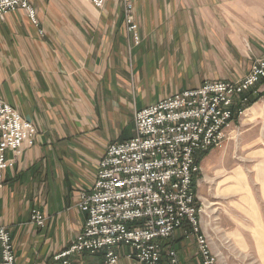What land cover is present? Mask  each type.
Listing matches in <instances>:
<instances>
[{
	"label": "crops",
	"instance_id": "obj_1",
	"mask_svg": "<svg viewBox=\"0 0 264 264\" xmlns=\"http://www.w3.org/2000/svg\"><path fill=\"white\" fill-rule=\"evenodd\" d=\"M133 2L138 46L125 25L120 0H107L100 9L87 0H28L38 27L19 8L0 20V100L37 130L31 145L8 154L14 162L5 170L0 190V227L10 234L15 264H52V257L80 233L86 215L77 207L79 194L93 186L107 146L134 136L135 111L205 81L206 75L197 86L187 84L158 67L171 41L218 33L228 58L215 80L243 77L256 59H264V0ZM250 99L257 100L243 124L252 121L264 102V81L252 88ZM215 150L197 159L205 171V180L201 171L194 184L202 206L208 201L200 186L210 182ZM232 180L224 177L221 187ZM230 193L224 187L215 197L226 201ZM36 209L47 217L44 228L30 223ZM242 210L250 214L249 207ZM219 212L222 221L213 229L220 233L218 239L199 216L213 253L216 240L222 244L226 235L236 240L243 228L233 211ZM167 248L177 252L182 264H200L194 241L184 240L181 231L164 242L163 260ZM102 260V253L75 255L71 264ZM117 264L138 263L121 258Z\"/></svg>",
	"mask_w": 264,
	"mask_h": 264
},
{
	"label": "built area",
	"instance_id": "obj_2",
	"mask_svg": "<svg viewBox=\"0 0 264 264\" xmlns=\"http://www.w3.org/2000/svg\"><path fill=\"white\" fill-rule=\"evenodd\" d=\"M87 1L100 9L107 0ZM122 3L125 25L138 44L133 0ZM17 8L26 11L38 27L28 0H0V20ZM262 81L264 59H256L243 77L204 81L135 111L134 136L107 146L93 186L79 194L77 207L86 215L83 228L52 257V264H71L72 256L100 253L102 262L88 264H117L121 258L163 264V244L174 239L177 231L185 240L193 238L200 264H221L200 230L203 206L193 186L201 173L197 159L224 146L228 131L252 106V88ZM36 134L33 123L0 100V190L3 174L14 162L8 154L31 145ZM46 222L40 210L31 212V224L44 228ZM165 260L182 264L172 248L166 249ZM0 264H15L11 237L4 227H0Z\"/></svg>",
	"mask_w": 264,
	"mask_h": 264
},
{
	"label": "rangeland",
	"instance_id": "obj_3",
	"mask_svg": "<svg viewBox=\"0 0 264 264\" xmlns=\"http://www.w3.org/2000/svg\"><path fill=\"white\" fill-rule=\"evenodd\" d=\"M221 38L218 33L210 32L199 34L192 40L171 41L170 50L161 57L157 65L161 70L172 75L175 72L177 79H184L187 84L199 85V80L204 75H206L205 81L215 80L216 78L212 77L219 73L220 69H226L225 62L227 63L228 58L224 53V42ZM140 43L141 39L138 44H134L138 46ZM175 92L177 91L173 93ZM259 106L258 113L251 118V122L243 124L245 117L243 116L239 123L228 131L224 146L213 151L217 154H213L217 158V165L209 175L210 182L202 183L200 186L199 193L208 201L202 202L201 215L202 223L207 224L209 233L212 235L217 233L213 229L215 224L222 221L219 218V211H233L243 227L240 237L236 240L229 235H226L222 244L216 240L214 253L224 264H264V102L262 100ZM231 138L233 140H230ZM207 159L202 161L203 165ZM201 171V180H205L203 166ZM228 176L233 177L232 184L221 187V181ZM224 187H229L231 196L226 201H219L215 195ZM210 203H214V206H208ZM246 206L249 207L250 214L245 215L242 209ZM212 211L215 212L211 214ZM247 218L250 223H247ZM219 234L217 233V239ZM188 240L193 241V238ZM163 264H166V260H163Z\"/></svg>",
	"mask_w": 264,
	"mask_h": 264
},
{
	"label": "trees",
	"instance_id": "obj_4",
	"mask_svg": "<svg viewBox=\"0 0 264 264\" xmlns=\"http://www.w3.org/2000/svg\"><path fill=\"white\" fill-rule=\"evenodd\" d=\"M256 100H257V99L253 100V102H251V103L253 104L254 102H256ZM195 180H196V179H194L193 186H194V184H195Z\"/></svg>",
	"mask_w": 264,
	"mask_h": 264
},
{
	"label": "bare ground",
	"instance_id": "obj_5",
	"mask_svg": "<svg viewBox=\"0 0 264 264\" xmlns=\"http://www.w3.org/2000/svg\"><path fill=\"white\" fill-rule=\"evenodd\" d=\"M249 112V111H248Z\"/></svg>",
	"mask_w": 264,
	"mask_h": 264
}]
</instances>
